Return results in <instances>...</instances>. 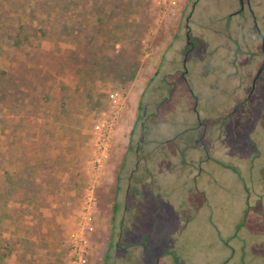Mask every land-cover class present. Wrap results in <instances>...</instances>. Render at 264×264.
Masks as SVG:
<instances>
[{"label": "rangeland", "instance_id": "1", "mask_svg": "<svg viewBox=\"0 0 264 264\" xmlns=\"http://www.w3.org/2000/svg\"><path fill=\"white\" fill-rule=\"evenodd\" d=\"M192 1L0 0V264H66L87 209V264H264V116L220 131L209 90L223 25L247 32L249 9ZM190 11L196 105L180 82L149 106V85L179 69ZM155 108L141 145L155 176L137 195L129 132Z\"/></svg>", "mask_w": 264, "mask_h": 264}, {"label": "flooded vegetation", "instance_id": "2", "mask_svg": "<svg viewBox=\"0 0 264 264\" xmlns=\"http://www.w3.org/2000/svg\"><path fill=\"white\" fill-rule=\"evenodd\" d=\"M196 2H198V0H193L191 2L190 10ZM214 2L216 1L210 0V3ZM231 2L234 7L229 11V15H237L242 10L243 5H246L249 9L251 25L247 32L244 33L245 28L239 21L231 23V21L227 20L223 25V32L226 35L222 38L223 44L216 45L210 57L208 73L210 75L209 90L211 109L214 110L213 104L215 103L217 108L213 116H220L216 120L212 119L211 122L220 123V131L224 130L222 126H224L230 116H242L239 118V125H241V127H243L242 125L245 122L244 116H264V0H231ZM190 15L191 11L184 20L185 50L181 54L179 69H175L171 73L162 74L160 82H154L149 85L148 88L151 89L150 101L148 102L149 106L153 101H156V105H159L166 101L170 102L172 98L178 96V91H181L179 90L181 88L179 86L180 82H183L186 92L192 98L193 105H196L197 99L188 83V78L186 76L187 71L184 65L186 58L189 54L192 55L194 50L193 42L190 41L189 36V31H191L188 26ZM247 33L249 37H257L258 48L256 46L251 49L245 47V36H247ZM176 74L179 80L170 81L169 78L175 77ZM173 93L174 96L172 97ZM223 105H225V107ZM156 111V108L154 112L150 109L144 120L138 123L137 129L132 134L135 137L134 149L132 152L135 154L136 159L132 163L129 181L135 175L134 173H136V171L138 172V169L140 170V175L146 174L147 176L146 179H143L144 182H141L140 177L142 178V176H139V178L133 182L135 186L137 185L136 187L134 186L137 195H139L138 189L146 185H151L153 177L155 176L150 173L149 164L151 159H148L152 158L155 149L146 145L147 152H144L141 145L145 146L143 144L144 142L147 144L149 143V141L144 140L147 133L155 136V133L150 129L151 126L146 127L144 123L153 120L157 116ZM162 116H166V114L163 112ZM199 126H201V123L196 127ZM145 128H147V130H145ZM205 131L206 130L202 129L200 136H197V138L193 140L194 144H197L201 140ZM170 140L171 139H165L167 142ZM162 163L163 161L161 165H163ZM159 170H157L158 174L160 172ZM161 182L162 181L158 182V184H161Z\"/></svg>", "mask_w": 264, "mask_h": 264}, {"label": "built area", "instance_id": "3", "mask_svg": "<svg viewBox=\"0 0 264 264\" xmlns=\"http://www.w3.org/2000/svg\"><path fill=\"white\" fill-rule=\"evenodd\" d=\"M113 99L114 95H109ZM97 128V127H96ZM82 224H78L76 229L67 235L66 250L67 259L66 264H87V240L86 231L90 220V213L88 209L81 214Z\"/></svg>", "mask_w": 264, "mask_h": 264}, {"label": "trees", "instance_id": "4", "mask_svg": "<svg viewBox=\"0 0 264 264\" xmlns=\"http://www.w3.org/2000/svg\"><path fill=\"white\" fill-rule=\"evenodd\" d=\"M56 2H58V5L60 6V8H65L64 7V4H63V2H62V0H55ZM65 1V0H64ZM129 136L130 137H132V129H131V131L129 132ZM63 252H64V250H63Z\"/></svg>", "mask_w": 264, "mask_h": 264}]
</instances>
